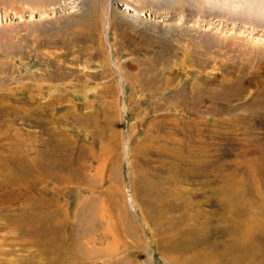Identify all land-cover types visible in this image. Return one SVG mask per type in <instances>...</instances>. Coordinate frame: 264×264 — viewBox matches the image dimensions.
<instances>
[{
  "label": "rangeland",
  "instance_id": "374dc122",
  "mask_svg": "<svg viewBox=\"0 0 264 264\" xmlns=\"http://www.w3.org/2000/svg\"><path fill=\"white\" fill-rule=\"evenodd\" d=\"M0 264H264V0H0Z\"/></svg>",
  "mask_w": 264,
  "mask_h": 264
},
{
  "label": "bare ground",
  "instance_id": "6f19581e",
  "mask_svg": "<svg viewBox=\"0 0 264 264\" xmlns=\"http://www.w3.org/2000/svg\"><path fill=\"white\" fill-rule=\"evenodd\" d=\"M127 1V0H126Z\"/></svg>",
  "mask_w": 264,
  "mask_h": 264
}]
</instances>
